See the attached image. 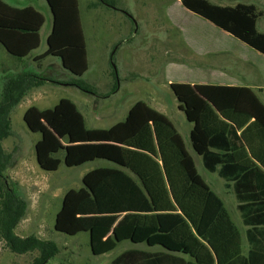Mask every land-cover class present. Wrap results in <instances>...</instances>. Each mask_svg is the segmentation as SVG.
Listing matches in <instances>:
<instances>
[{"label": "rangeland", "instance_id": "obj_1", "mask_svg": "<svg viewBox=\"0 0 264 264\" xmlns=\"http://www.w3.org/2000/svg\"><path fill=\"white\" fill-rule=\"evenodd\" d=\"M210 1L217 4L254 3L264 12V0ZM180 7L182 10L180 0H79L89 62L88 70L80 78L97 95L63 84L74 76L62 69L58 57L49 56L34 61V56L43 54L47 49L46 39L51 29V14L46 6L42 7L45 21L40 30V44L29 58L18 59L0 44V102L9 77L36 72L47 78L42 85L22 97L11 108L7 128L9 135L1 140V149L5 156L4 180L26 203L25 212L14 232L22 237L34 234L56 242L59 252L47 264H109L116 255L133 247L129 241H123L116 247L109 248L104 237V215H100L102 218L98 221L99 217L95 215L89 217L87 214L88 217L78 218L79 215L75 212L80 209L92 210L94 207L119 208L122 203L121 206L124 207L136 205L146 213L148 206L141 192L127 189L126 182L118 177H111L106 181L105 185L110 188L106 199L103 196L104 184L97 199H87L82 190L73 189L82 185L84 172L103 161L72 167L77 159L73 156L77 150L74 146L79 143L71 139L86 132H80L79 126L70 117L76 114L75 108L82 118L85 117L83 125L86 130L91 127H108L124 119L131 104L140 99L149 104L161 102L172 119L178 120L179 116L185 121L176 107L174 94L162 76L164 61L169 58V54H164L168 47L166 41L169 32L165 30L162 22L168 19L167 13L177 12ZM177 16L180 19L178 21L187 20L184 15ZM259 23V28L264 29V15ZM112 66L117 70L118 79L117 90L110 95L114 84ZM51 80L59 81L60 84ZM66 156L72 164L67 163ZM193 158L194 171L184 175L158 174L157 182L150 184V188L158 186L159 197L168 208L156 220L160 226L158 234L166 237L156 234L160 238L149 239L145 222L148 239L145 238L147 240L141 246L151 250L169 251L172 248L164 243L167 236H174L169 242L174 243L178 239L183 241V237L181 239L176 234L173 235V221L183 223L184 204L201 213L199 219L203 218L210 223L216 222L222 216L221 208L237 224L241 223L239 213L234 208L235 198L223 187V179L208 172L203 167L200 156ZM104 162L109 163L106 160ZM176 176L177 182L173 184L177 185L174 190L176 194L171 195L170 188L173 187L169 183ZM202 183L210 187L211 192L207 194ZM84 191L95 198L94 192L88 188ZM119 193L124 195L122 202H118ZM144 193L149 196L146 189ZM175 198H180L177 205ZM214 198H218L220 202H216ZM71 207L70 218L68 212H71ZM222 219L223 216L219 220ZM149 240L155 241L154 244L149 245ZM179 251L192 264L199 263L197 256ZM37 256V251L13 253L0 238V264H35Z\"/></svg>", "mask_w": 264, "mask_h": 264}, {"label": "crops", "instance_id": "obj_2", "mask_svg": "<svg viewBox=\"0 0 264 264\" xmlns=\"http://www.w3.org/2000/svg\"><path fill=\"white\" fill-rule=\"evenodd\" d=\"M3 1L17 7L32 6L43 15L42 7L46 6L51 14L46 0ZM182 8H178L179 13H167L168 19L162 22L165 30L169 32L166 41L168 47L164 51V54H169V58L164 61L162 76L174 94L176 107L185 121L179 116L178 120L172 119L161 102L149 104L140 99L131 104L124 119L108 127H91L86 130L83 125L84 118L75 108L76 114L70 117L79 126L80 132H86L75 138L76 140L74 137L71 139L79 143L74 146L77 150L73 156L77 159L72 167L103 161L84 172L82 185L73 189L82 190L87 199H97L100 196L99 191L102 190L101 186L109 178L118 177L126 182L127 189L141 192L147 200L146 213L136 205L124 207L121 206L122 203L119 208L94 207L92 210L75 211L78 218L104 215V237L109 248L129 241L133 247L127 249L151 250L140 245L148 239L145 222L149 239L160 238L156 236L160 228L157 219L168 208L159 197L158 186L150 188V184L157 182L158 174L184 175L194 171L193 156L201 157L207 148L208 138L216 132H226L230 124L236 127L244 142L242 148L232 153L235 161L264 172V54L195 15L183 5ZM177 15H184L187 20L178 21ZM263 15L264 12L256 23L260 32H264V29L259 28ZM36 57H33L34 61ZM62 69L67 71L63 67ZM179 127L187 129L181 130ZM65 158L68 164H72L67 160L68 156ZM176 178L178 176L174 181L171 178L172 182L169 183L173 187L170 188L171 195L176 194L174 190L177 185H173L177 182ZM203 186L207 189V194L211 192L210 187ZM223 187L225 188L224 182ZM86 188L94 192L95 198L85 193ZM145 189L149 196L144 193ZM103 191L106 199L110 192L109 185L106 184ZM117 199L122 202L124 195L119 193ZM214 200L220 202L218 198ZM174 202L177 205L180 198H175ZM183 206V214L186 216L183 223L175 220L172 224L175 231L173 235L184 239L173 243L169 239L174 236H167L164 243L169 244L172 248L170 251L183 256L185 254L179 250L189 253L190 256L193 254L197 256L198 264H224L246 251V226L242 223L239 212L241 223L237 224L223 208L221 212L224 219L219 220L221 216L216 222L210 223L203 218L199 219L202 214L194 208L189 209L185 204ZM72 207L71 212H68L70 218ZM234 208L236 209V201ZM158 235L166 237L163 234ZM154 242L149 240V245ZM184 257L188 264H192Z\"/></svg>", "mask_w": 264, "mask_h": 264}, {"label": "trees", "instance_id": "obj_3", "mask_svg": "<svg viewBox=\"0 0 264 264\" xmlns=\"http://www.w3.org/2000/svg\"><path fill=\"white\" fill-rule=\"evenodd\" d=\"M52 14L47 36V49L35 58L58 57L64 69L74 77L63 84L97 95L80 78L89 68L86 37L82 26L79 0H46ZM105 1V0H103ZM181 4L220 29L225 30L255 50L264 54V32L257 29L263 14L253 3L216 4L210 0H180ZM44 15L32 6L17 7L0 0V44L12 56L22 59L38 48ZM112 64H114L112 62ZM113 67V66H112ZM117 70L113 67L114 84L110 95L117 90ZM47 78L36 72L9 77L0 102V238L13 253L37 251L35 264H47L59 252L56 242L34 234L19 236L14 228L23 216L26 203L9 188L4 180L5 156L1 140L9 135V112L22 97L42 85ZM52 81V80H51ZM59 83V81H52ZM108 96V95H106ZM128 115V112L126 116ZM85 118V117H84ZM119 122V121H118ZM244 146L236 127L230 124L226 132H216L207 141L201 161L210 173L217 174L231 190L236 209L246 226L247 249L224 264H264V172L241 165L232 153ZM1 177L3 180H1ZM109 264H188L183 255L168 250L131 248L116 255Z\"/></svg>", "mask_w": 264, "mask_h": 264}]
</instances>
